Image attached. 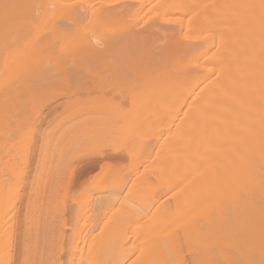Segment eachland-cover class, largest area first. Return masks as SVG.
Returning a JSON list of instances; mask_svg holds the SVG:
<instances>
[{"label":"bare ground","instance_id":"bare-ground-1","mask_svg":"<svg viewBox=\"0 0 264 264\" xmlns=\"http://www.w3.org/2000/svg\"><path fill=\"white\" fill-rule=\"evenodd\" d=\"M33 114L50 215L58 188L114 181L82 186L71 239L35 219L34 246L1 186L0 264H264V0H0V141Z\"/></svg>","mask_w":264,"mask_h":264},{"label":"rangeland","instance_id":"rangeland-1","mask_svg":"<svg viewBox=\"0 0 264 264\" xmlns=\"http://www.w3.org/2000/svg\"><path fill=\"white\" fill-rule=\"evenodd\" d=\"M74 82V81H73ZM61 83V82H60ZM59 83V84H60ZM71 83V82H70ZM70 83H67L68 85H69V88L67 87V85H66V83H64L66 86H64V84H63V87L62 86H60L61 88V90H63V92H66L67 91V93H69L72 89L74 90L75 88H78V85H76V83L73 85L72 83H71V85H70ZM58 85V84H57ZM56 85V86H57ZM60 85H62V83L60 84ZM72 86V87H71ZM65 87V88H64ZM70 87H71V89H70ZM75 87V88H74ZM55 89V88H54ZM59 89V88H58ZM57 89H55V91H56ZM61 90H60V92H61ZM72 100H75V99H72ZM71 100V102H73ZM74 103V102H73ZM72 103V104H73ZM31 114V113H30ZM66 115H67V113L66 114H64L62 117H64V118H62V117H60L59 118V121L58 120H56V123L54 122V123H52V124H50L51 126H53L52 128H54L53 130H55V128L56 127H58V125L61 123L60 121H62V119H65V117H66ZM30 117H35V119L34 118H32V119H34L35 121H34V123L32 122V120H31V118ZM30 117H28V118H25L26 119V121L27 122H29V123H26V122H24L25 121V119H24V121H20V122H24L26 125H27V127L25 126V124H24V126L22 125L21 127H23L24 128V131H23V129L21 128L20 130H18L17 132H15V133H17V135H19V138L20 139H18V136L15 134V133H13V134H11L10 135V132H12L11 130H10V132H9V128L10 129H12V130H14V128H15V126L17 125H15V126H13L16 122L14 121V119L12 120L13 121V125H9L10 123L8 122V120H7V124L10 126V127H8L7 128V132L9 133L8 135H10V136H8V137H10V138H13V139H15V141H13L12 140V142H14L13 144L11 143V142H9L10 140L8 139V137H7V133H5L6 134V137H7V139H5V141L3 140L4 138H5V136H3V139H1V141H0V143L1 142H4V143H6V145H8V142L12 145V146H10V145H8V146H5L3 149H1V147H0V150H4V149H6L8 152L10 151V147H11V150H12V154L10 155V152L9 153H5V150L4 151H0L1 153H0V155L2 156V159H1V157H0V181L1 180H4V178H5V182L4 181H1V184H0V187L2 186H4L2 189H4L5 191L2 193V196H3V198H2V212L3 213H6V214H8V215H6V216H8V218L11 216H13V219L11 220V217H10V220L13 222V224H12V226H11V224H9L8 226H10L9 228H10V231H12L11 233H12V238L14 237V239H13V242H15L16 244L17 243H20L21 242V240H22V242L19 244V245H21V244H29L30 245V243H31V245H32V243H33V246L34 245H36V243H39L40 242V240H39V238H40V235H41V232H40V235H39V231H41L38 227H36L35 229H36V231H35V229H34V226H38V223H39V225H40V222H41V220H42V218H43V216L45 215V213L47 212V211H49L48 210V203H47V201H48V199L45 201L44 200V195H42L41 196V198H40V195H41V193H40V195L39 196H35L36 194H38V193H36V191H38L37 189L34 191V189H33V191H32V186H31V184H33V183H31V181L33 182V178H35L34 180H36V178L39 176V171H37V161L35 160V158H34V156H33V152L35 151V150H38L37 149V145L39 144H41V138H39V137H42V136H40V135H38L39 133L38 132H42L44 129L46 130H48V126L47 125H45L44 124V126L41 124V126L40 125H38L37 126V129H34L35 127V122L37 121L36 120V116H34V114H33V116L32 115H30ZM67 118V117H66ZM9 119H10V117H9ZM6 121V120H5ZM64 121V120H63ZM57 123H59V124H57ZM12 124V123H11ZM32 124V125H31ZM54 124H55V126H54ZM21 125V124H20ZM31 125V126H30ZM49 125V126H50ZM34 128H33V127ZM26 127V128H25ZM29 128V129H28ZM31 129V130H30ZM34 129V130H33ZM50 129H51V127H50ZM29 130V131H28ZM33 130V131H32ZM35 130H37V131H35ZM46 130V131H47ZM1 132L3 131V130H0ZM15 131V130H14ZM48 131H50V130H48ZM47 131V132H48ZM52 131V130H51ZM50 131V132H51ZM58 131V130H57ZM57 131L55 132H53V133H50L51 135L52 134H55V133H57ZM5 132V131H4ZM19 132V133H18ZM31 132V133H30ZM35 132V133H34ZM46 132V133H47ZM33 133V134H32ZM49 133V132H48ZM47 133V134H48ZM1 134V133H0ZM17 136H15V135ZM21 134V135H20ZM24 134V135H23ZM27 134V135H26ZM30 134V135H29ZM35 134V135H34ZM37 134V135H36ZM49 134V136L48 135H46V142L47 141H51L50 140V138L52 137L53 138V135L51 136ZM12 135L14 136V137H16V138H14V137H12ZM41 135H43V132L41 133ZM34 136V137H33ZM1 138H2V135L0 136ZM38 137V138H37ZM30 138V139H29ZM36 138V139H35ZM16 139H18V142H17V140ZM24 141H23V140ZM28 139V140H27ZM41 141H40V140ZM8 142H7V141ZM19 140H21V143H20V141ZM36 140L38 141V143L36 142ZM27 141V142H26ZM34 141V142H33ZM24 142H26V144L28 145H22V144H25ZM3 143V144H4ZM37 143V144H36ZM16 144H17V146H16ZM18 144H19V146H18ZM29 144H30V148H29ZM34 144V145H33ZM36 144V145H35ZM2 147L4 146V145H2V144H0ZM38 145V146H39ZM21 146H23L22 147V149H21ZM7 147H9L8 149H7ZM12 147L14 148V149H16L15 151H14V149H12ZM34 148V149H33ZM38 148H40V147H38ZM21 150V152H19L20 150ZM40 150V149H39ZM140 148H138L137 149V153H139L140 152ZM25 151V152H24ZM28 151V152H27ZM32 151V152H31ZM135 151V150H134ZM13 153H16V154H13ZM30 153H32V154H30ZM5 154V155H4ZM9 154V155H8ZM21 154V155H20ZM25 154V155H24ZM30 155V156H28V155ZM7 155V156H6ZM20 155V156H19ZM8 156H10V157H8ZM12 156V157H11ZM13 156H15V157H13ZM25 157V159H23L24 157ZM17 157V158H16ZM21 157H23V158H21ZM33 157V158H32ZM36 157V156H35ZM12 158H14V159H12ZM29 158H30V162L28 161L29 160ZM12 159V160H11ZM16 159V160H15ZM22 159V160H21ZM32 159H33V161H32ZM5 161V162H4ZM9 161H11V162H9ZM14 161V162H13ZM24 163V165H23V163ZM2 162H4V163H2ZM36 162V163H35ZM26 163V164H25ZM28 163H30V165L28 164ZM8 164V165H7ZM127 164V163H126ZM10 165V166H9ZM13 165V166H12ZM23 165V166H22ZM34 167H33V166ZM25 166V167H24ZM64 166H66V165H64ZM69 166V165H68ZM5 167V168H4ZM10 167V168H9ZM28 167V168H27ZM7 168V169H6ZM12 169V170H11ZM15 169V170H14ZM26 169H28V170H26ZM31 169V170H30ZM33 169V170H32ZM11 170V171H10ZM31 171V172H30ZM33 172V173H32ZM32 173V174H31ZM36 173V174H35ZM7 174V175H6ZM11 175V176H10ZM27 175V176H26ZM30 175V177H28ZM36 175V177H34ZM3 176V177H2ZM6 176V177H5ZM26 176V177H25ZM114 176V175H113ZM113 176L112 177H101V176H97V177H99V178H97V177H91V178H87V179H84L83 180V182H81L82 184H80V185H75V186H73V188L72 189H70V190H67L66 188H63V189H60L59 190V188H58V190L60 191V192H62L61 190H64V191H66L67 192V199H65V195H66V192H62V194L61 193H59L60 195H58L57 193H58V190H57V193H55V195H54V197H53V201H51V207L54 209H50V210H53L52 211V213H51V215H54V214H56V213H59V214H62V215H64V216H61V215H59L58 217H56V219H55V217L54 216H52L51 218L53 219V217H54V219H55V222H56V224L54 223V220H53V222H51V223H54V225H51L50 224V226H49V233H50V230H52V232H53V230L54 229H56V228H58V227H60V228H58V229H61V230H63L62 232L64 233L63 235L65 236V232H67L66 233V236H65V239H67L69 236H70V238L69 239H71V238H73L75 235H76V229H75V227H74V222H75V217H74V212H72V214L70 213V211H72V210H70L69 211V209L70 208H74V207H76L77 205H79L80 206V204H81V196H82V186H88V184H89V186H90V183H91V185L93 186V183L95 182V183H102V184H105L106 182H108V183H112L113 181H114V178H113ZM32 177V178H31ZM10 178V179H9ZM16 178V179H15ZM21 178H23V179H21ZM28 178H31L30 180L28 179ZM8 181H7V180ZM29 180V181H28ZM98 181V182H96V181ZM107 180V181H106ZM26 181H28V183L26 182ZM87 182V183H85V182ZM25 182V183H24ZM5 183V184H4ZM7 183V184H6ZM30 183V184H29ZM85 183V184H84ZM21 184V185H20ZM26 188H25V187ZM88 186V187H89ZM29 187V188H28ZM22 188H23V190H22ZM25 188V189H24ZM31 190V191H30ZM7 191V192H6ZM30 192H33L32 194L30 193ZM39 192V191H38ZM12 193V194H11ZM24 193V194H23ZM35 193V194H34ZM64 193V194H63ZM6 194V195H5ZM9 194V195H8ZM11 194V195H10ZM23 194V195H22ZM57 194V195H56ZM68 194H69V196H68ZM20 195V196H19ZM26 195V196H25ZM32 195V197H30ZM15 196V197H14ZM17 196H18V198H17ZM57 196H59V197H57ZM5 197V198H4ZM7 197V198H6ZM21 197V198H20ZM23 197V198H22ZM30 197V198H29ZM37 197V198H36ZM63 197V198H62ZM69 197V198H68ZM9 198V199H8ZM43 198V200H41ZM60 198H62V200L63 199H65V200H61ZM164 198H166V197H164ZM164 198H162V201L164 200ZM37 199V200H36ZM22 200V201H21ZM29 200H30V202H29ZM26 201V202H25ZM41 201V202H40ZM65 201V202H64ZM74 201V202H73ZM9 204H8V203ZM16 202V203H15ZM36 202V203H35ZM61 202V203H60ZM63 202V203H62ZM4 204V205H3ZM13 204V205H12ZM23 204H25V205H23ZM31 204V206H29ZM34 204V205H33ZM44 204H46V205H44ZM20 207H19V206ZM27 205H28V207H27ZM41 205V206H40ZM44 205V206H43ZM66 205V208L67 209H65L64 208V206ZM71 205V206H70ZM4 206H6V207H4ZM14 206V207H13ZM17 206V207H16ZM25 208H24V207ZM36 208H35V207ZM46 209L47 208V210H45L43 207ZM78 206V207H79ZM12 207V208H11ZM42 207V208H41ZM63 207V208H62ZM77 207V208H78ZM17 208V209H16ZM19 209V210H18ZM27 209V210H26ZM34 209H37V210H34ZM63 209H65V211L63 212L62 210ZM76 208H74L73 210H75ZM7 210V211H6ZM21 210V211H20ZM44 210V211H43ZM15 213H14V212ZM22 211H23V213H22ZM27 211L30 213H28V217H27ZM32 211H34L33 213H32ZM37 212V215L35 214ZM50 212L51 211H49V212H47L46 214H49V216H51L50 215ZM77 212V211H76ZM14 213V214H13ZM18 213H20V214H18ZM43 213H44V215H43ZM64 213V214H63ZM13 214V215H12ZM34 214V215H33ZM40 214H42V215H40ZM154 215L155 214H157V213H153ZM46 216V215H45ZM44 216V217H45ZM76 216V215H75ZM16 217H18V218H16ZM28 218V220H27V218ZM32 217V218H31ZM37 217V218H36ZM48 217V216H47ZM46 217V218H47ZM152 217L154 218V216L151 214V215H149V219L150 220H152V221H154L155 219H156V217L154 218V219H152ZM15 218V219H14ZM41 218V219H40ZM31 219V220H30ZM35 219H37L36 221H38V223L35 221ZM51 219V220H52ZM21 220V221H20ZM23 220V221H22ZM33 220V221H32ZM10 221V222H11ZM20 221V222H19ZM27 221H28V223H27ZM35 221V222H34ZM60 221H63L62 222V224L63 225H61V222ZM67 221V222H66ZM17 222V223H16ZM24 223V224H22V223ZM33 223H35V224H33ZM15 224V225H14ZM34 226H33V225ZM43 224V223H42ZM107 224V223H106ZM105 223H103V224H100L98 227H97V232H100V230L102 231V229H105V225H106ZM17 225V226H16ZM55 225H57V226H55ZM65 225H66V227H65ZM103 225H104V227H103ZM14 226V227H13ZM31 226H32V228H31ZM18 227V228H17ZM17 228V229H16ZM25 228H26V230H25ZM31 228V229H30ZM64 228H67L68 230H66V229H64ZM16 229V230H15ZM39 229V230H38ZM30 230V231H29ZM64 230H65V232H64ZM18 231V232H17ZM21 231V232H20ZM25 231V232H24ZM29 231V232H28ZM37 233V235H36V233ZM47 232V231H46ZM77 232H78V230H77ZM19 233V234H18ZM21 233V234H20ZM23 233V234H22ZM26 233H28V235L26 234ZM34 233V234H33ZM17 234V235H16ZM25 234V236H24V239H22L21 237L23 236ZM72 234V235H71ZM74 234V235H73ZM19 235V236H18ZM26 235H27V237H26ZM36 235V236H35ZM133 234L130 232V234H129V236H130V238L131 239H129L130 241V244H128V245H133V244H138V243H140V242H142L141 241V239L143 240L144 238L142 237V235H133L134 237H131ZM16 236V237H15ZM29 236L31 237V238H33L32 240H30L31 238H29ZM51 236V235H50ZM135 236H136V238H137V240H136V238H135ZM138 236V237H137ZM140 236V237H139ZM19 237V238H18ZM16 238H18L17 240H16ZM21 238V239H20ZM37 238V239H36ZM140 238V239H139ZM20 239V240H19ZM35 240V241H34ZM136 241V243L134 242V241ZM39 241V242H38ZM27 242V243H26ZM128 242V243H129ZM35 243V244H34ZM14 244V243H13Z\"/></svg>","mask_w":264,"mask_h":264}]
</instances>
